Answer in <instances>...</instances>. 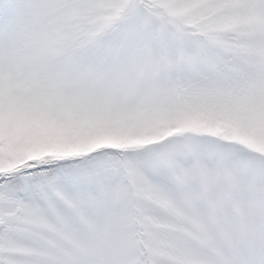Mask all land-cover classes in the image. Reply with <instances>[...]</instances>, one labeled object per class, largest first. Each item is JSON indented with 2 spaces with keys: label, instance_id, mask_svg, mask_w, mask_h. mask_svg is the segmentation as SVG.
Returning a JSON list of instances; mask_svg holds the SVG:
<instances>
[{
  "label": "snow or ice",
  "instance_id": "1",
  "mask_svg": "<svg viewBox=\"0 0 264 264\" xmlns=\"http://www.w3.org/2000/svg\"><path fill=\"white\" fill-rule=\"evenodd\" d=\"M0 264H264V0H0Z\"/></svg>",
  "mask_w": 264,
  "mask_h": 264
}]
</instances>
